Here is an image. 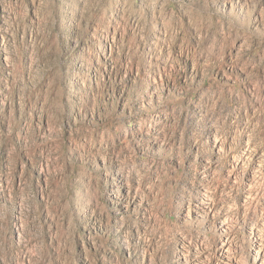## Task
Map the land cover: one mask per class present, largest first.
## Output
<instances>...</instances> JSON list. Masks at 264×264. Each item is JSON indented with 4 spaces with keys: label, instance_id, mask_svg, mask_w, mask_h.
I'll return each instance as SVG.
<instances>
[{
    "label": "rangeland",
    "instance_id": "1",
    "mask_svg": "<svg viewBox=\"0 0 264 264\" xmlns=\"http://www.w3.org/2000/svg\"><path fill=\"white\" fill-rule=\"evenodd\" d=\"M0 264H264V0H0Z\"/></svg>",
    "mask_w": 264,
    "mask_h": 264
},
{
    "label": "bare ground",
    "instance_id": "2",
    "mask_svg": "<svg viewBox=\"0 0 264 264\" xmlns=\"http://www.w3.org/2000/svg\"><path fill=\"white\" fill-rule=\"evenodd\" d=\"M254 168H255L254 170H255L256 172H258V171H259V168H260L259 164H256V166H255ZM200 203H201V204H204L203 201H202V202L200 201ZM258 251H259V250H258Z\"/></svg>",
    "mask_w": 264,
    "mask_h": 264
}]
</instances>
